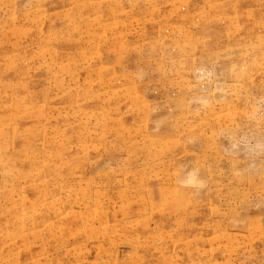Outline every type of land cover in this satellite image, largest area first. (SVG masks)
I'll return each instance as SVG.
<instances>
[{
	"label": "rangeland",
	"instance_id": "rangeland-1",
	"mask_svg": "<svg viewBox=\"0 0 264 264\" xmlns=\"http://www.w3.org/2000/svg\"><path fill=\"white\" fill-rule=\"evenodd\" d=\"M0 264H264V0H0Z\"/></svg>",
	"mask_w": 264,
	"mask_h": 264
}]
</instances>
